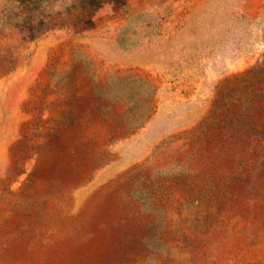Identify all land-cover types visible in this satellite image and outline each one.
<instances>
[{"label": "rangeland", "instance_id": "obj_1", "mask_svg": "<svg viewBox=\"0 0 264 264\" xmlns=\"http://www.w3.org/2000/svg\"><path fill=\"white\" fill-rule=\"evenodd\" d=\"M123 1L0 0V264H264V0Z\"/></svg>", "mask_w": 264, "mask_h": 264}, {"label": "trees", "instance_id": "obj_2", "mask_svg": "<svg viewBox=\"0 0 264 264\" xmlns=\"http://www.w3.org/2000/svg\"><path fill=\"white\" fill-rule=\"evenodd\" d=\"M7 14L9 25L30 41L54 30L68 29L73 33L90 30L97 12L104 5L124 6L123 0H16Z\"/></svg>", "mask_w": 264, "mask_h": 264}]
</instances>
